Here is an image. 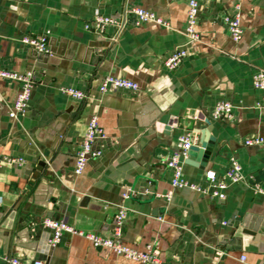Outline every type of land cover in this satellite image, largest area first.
<instances>
[{"label":"crops","instance_id":"1","mask_svg":"<svg viewBox=\"0 0 264 264\" xmlns=\"http://www.w3.org/2000/svg\"><path fill=\"white\" fill-rule=\"evenodd\" d=\"M188 1L0 0V68L33 71L36 78L25 112L12 118L20 83L0 77V156L23 158L0 162V264L7 256L45 264H143L94 247L81 234L65 232L47 246L44 218L109 236L119 205L127 209L123 243L139 250L153 243L162 261L264 264V141L243 143L253 135L264 139V91L253 87L254 73L264 70V0L239 1L243 33L236 42L223 22L236 0H197L200 40L192 45L185 36ZM132 7L168 25L134 24L127 15L119 30ZM97 12L115 21L105 35L85 29ZM40 33H48L52 56L21 42ZM177 47L187 56L168 70L163 60ZM106 75L131 79L138 88L102 93ZM66 87L86 97L75 99ZM222 100L232 104V117L214 119ZM92 115L104 132L93 144L102 154L77 175L75 155ZM205 119L214 139L208 160L196 167L184 158L183 176L207 186L205 172L220 179L235 156L246 178L229 185L225 199L173 188L165 165L178 153L181 135L203 139ZM127 189L135 195L126 199Z\"/></svg>","mask_w":264,"mask_h":264},{"label":"built area","instance_id":"2","mask_svg":"<svg viewBox=\"0 0 264 264\" xmlns=\"http://www.w3.org/2000/svg\"><path fill=\"white\" fill-rule=\"evenodd\" d=\"M240 0L234 3V11L231 14L223 16V22L226 24L228 32L233 41H239L242 37L243 29L240 23ZM130 15L134 24H142L145 22H156L163 25H168L167 21L161 17L156 16L153 12L141 7H132L125 10L124 20L120 21L117 25L122 29L126 23V16ZM199 20V6L197 0H189L186 12V25L185 36L187 44H194L200 40L196 26ZM115 21L100 13H95L92 19L85 23V29L94 32L98 35H105L106 27L113 24ZM117 35L110 37L115 40ZM21 42L37 53L50 54L49 36L48 33L40 34H26L21 37ZM187 56L185 47H177L173 49L163 60L164 66L168 70H174L181 64L182 60ZM0 77L15 80L20 83V89L9 108L8 115L12 118L17 117L19 114L25 112L31 96L33 84L35 83V75L33 71L17 72L0 68ZM253 87L256 90L264 91V70L259 69L253 75ZM114 90H137V82L113 75L104 76L99 83L100 92L104 93L109 89ZM65 93L69 96L82 100L86 97V93L77 88L66 87ZM232 104L227 100L218 101L213 108L212 117L214 119L230 118L232 117ZM104 137V132L99 124L96 115L90 116L86 129L80 143V147L75 155L74 160V173L79 175L83 172L88 160L98 157L102 154V150L94 148L93 144L97 138ZM264 141L260 135H253L246 137L243 141L245 145H258ZM179 151L177 154H172L165 159V165L171 170V185L173 188H188L191 190L202 192L210 198L225 199L226 189L229 185L238 184L245 180V175L242 173L241 165L235 156L229 158L228 166L225 170L224 176L220 179L216 178L213 170L206 171L204 176L208 181L207 186H200L188 181L183 176V160L187 157V151L191 145L199 142L197 136L187 133L178 138ZM5 161L8 163H23V158L18 157H1L0 162ZM258 191L263 192L259 187ZM132 189H127L122 193L123 198L134 196ZM167 197L170 194L166 195ZM127 215V209L123 205H119L114 215V224L112 233L109 236L97 235L90 232H82L75 229L72 225L68 224L65 220L52 219L46 217L42 220L45 228L51 231L50 236L46 240L47 246L54 247L60 241L63 233L81 234L87 238L94 247L107 248L117 255L123 256L127 259L141 262L143 264H177L176 262L162 261L158 255V250L153 243H149L142 250L132 248L122 241L123 228ZM1 257V254H0ZM7 264H45L42 259H33L31 261H23L15 256L4 257Z\"/></svg>","mask_w":264,"mask_h":264},{"label":"water","instance_id":"3","mask_svg":"<svg viewBox=\"0 0 264 264\" xmlns=\"http://www.w3.org/2000/svg\"><path fill=\"white\" fill-rule=\"evenodd\" d=\"M52 55L53 51L51 50L49 56ZM205 121L207 123V129L204 133L203 139L190 146L185 159V163L196 167H203L206 164L214 141L213 136L210 134L212 123L208 119H205ZM169 128V125L164 127L165 130H169ZM41 164L44 165V162L42 161Z\"/></svg>","mask_w":264,"mask_h":264}]
</instances>
